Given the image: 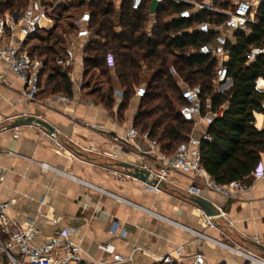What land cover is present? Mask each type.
<instances>
[{"label":"crops","instance_id":"0c3cea01","mask_svg":"<svg viewBox=\"0 0 264 264\" xmlns=\"http://www.w3.org/2000/svg\"><path fill=\"white\" fill-rule=\"evenodd\" d=\"M203 2L215 5L222 0ZM54 16L52 10L40 18L38 32L26 39L28 50L37 46L33 40L40 31L47 34L57 28ZM90 37L85 39V44ZM75 46L74 63L67 69L72 82V101L56 103L51 108L28 102L22 93V81L7 62L0 61V117L3 120L0 126V201L8 203V214L19 223L37 225L39 234L33 241L35 244L45 242L63 228L75 229L74 239L88 264L112 261L111 255L99 248L103 243L113 244L115 251L126 258L114 264H161L159 258L176 247L183 249L184 264L197 252L210 264H243V257L211 240H229L232 246L248 251L254 247L252 242L264 245V180L252 183L236 199L202 188L199 195L225 214L224 218H215L212 227L204 224L200 210L184 196L183 189L192 183L198 184L199 180L172 174L167 188L161 191L148 190L143 181L130 175L119 180L115 173H127L125 169L87 151L89 145L99 148L105 141L89 125H103L123 132L133 122L138 100L132 99L135 105L132 109L128 106L122 119L116 115L118 98L112 111L94 100L90 105L85 104L86 97L80 91L83 47ZM45 76L46 73L42 76L41 99L50 95L45 89ZM230 86L231 80L223 87L227 90ZM256 88L264 91L263 78L257 79ZM29 115L49 122L56 130V139L76 157L57 148L50 135L36 124L5 128L14 118ZM254 125L264 129L263 114H254ZM205 130L198 126L194 135L200 136ZM120 158L136 165L141 162L134 155ZM2 262L0 256V264Z\"/></svg>","mask_w":264,"mask_h":264},{"label":"trees","instance_id":"16d2710c","mask_svg":"<svg viewBox=\"0 0 264 264\" xmlns=\"http://www.w3.org/2000/svg\"><path fill=\"white\" fill-rule=\"evenodd\" d=\"M115 2H78V8L90 12L88 28L92 32L82 48V96L112 111L119 91L121 101L116 115L122 119L136 98L135 88L144 83L145 94L136 98L138 106L132 123L140 131H148L151 138H157L163 151L172 152L185 140V135L194 132L193 124L183 120L178 112L184 104L181 81L189 86L200 85L203 100L210 99L214 109L224 107L222 116L206 129L211 141L200 142L201 164L220 184L237 180L249 184L252 170L264 157V129L254 125V114L262 112L264 99V91L256 88L257 79H264V54L253 61L247 59L251 48H264V1L257 7L256 23L249 25V32L235 31L234 41L225 46L231 86L223 92L214 89L216 61L197 51L211 37L201 34L196 27L203 22H222L224 16L193 10L195 14L190 19H183L177 15L186 7L184 4L163 2L151 7L147 1L138 10H132L130 0H117V5ZM28 3L29 0H3L0 14L20 13ZM67 9L62 7V11ZM60 18H56L55 25ZM52 34L53 31L40 37L41 44L32 51L43 58L42 76L46 73L48 94L61 92L72 97L67 69L56 64L65 48L57 47L56 41L49 43ZM108 54L113 58L112 67L107 62ZM170 67H174L176 76L170 74Z\"/></svg>","mask_w":264,"mask_h":264},{"label":"built area","instance_id":"2783aa9c","mask_svg":"<svg viewBox=\"0 0 264 264\" xmlns=\"http://www.w3.org/2000/svg\"><path fill=\"white\" fill-rule=\"evenodd\" d=\"M147 1L150 2V6L163 2L184 4L186 7L180 10L177 15L183 19H190L195 14L193 10H207L225 17L222 22H203L196 27V30L201 34L211 37L210 41L202 44L197 51L216 61L214 89L223 92L225 90L223 86L230 80L225 65L229 59L225 46L229 42H233L235 31L249 32V25L256 23L257 7L264 0H222L223 4L227 2L228 5L221 7L195 0H130V6L132 10H138ZM53 8H55V4L49 5L42 0H29L26 8L18 14L8 12L0 14V61L7 62L9 69L22 81L24 98L28 102L44 108H51L56 103L66 104L72 101L71 97L61 92L50 94L43 99L39 97L44 89L41 79L44 61L42 57L26 48V39L35 35L40 28V18L52 11ZM89 21L90 12L87 9H84L75 20L76 26L83 27L79 32V36L84 37L80 47H84L85 39L90 37ZM75 47L74 44L69 43L63 55L56 58V64L64 69L71 68L75 60ZM259 54H264V48H251L247 55L248 61H253ZM107 62L109 66H113L111 54H108ZM169 71L172 76L177 75L174 67H170ZM67 74L70 77V73L67 72ZM181 83V96L184 104L178 110L180 116L183 120L193 124L194 131L198 126L207 129L214 119L222 116L224 107L214 109L210 99L203 100L200 85L189 86L182 81ZM145 90L144 83L137 86L135 97H142ZM115 98L121 99L119 91L116 92ZM84 103L90 105L92 99L86 97ZM261 110V114L264 115V99L261 101ZM37 117L41 118L40 116ZM2 121L0 117V126ZM89 127L100 133L105 141L103 147L95 148L89 145L87 151L110 162L121 161L120 156L124 155H134L140 158L141 162L137 165L149 171L148 181L143 182L148 190L161 191L163 188L160 182L167 184L172 174H182L189 176L192 180H199L198 184L192 183L185 187L183 189L185 194L199 195L202 188H207L226 198L236 199L252 183L264 180V157H262L250 174L251 181L249 184H245L241 180L232 181L228 184L216 182L201 164L200 142L202 140L211 141L206 130L200 136L194 135V132L185 135V140L181 141L172 152H166L162 150L157 138H151L148 131H140L133 123L126 127L123 132L98 124H91ZM1 129L2 127H0ZM49 135L51 142L57 148L66 150L71 156L76 157L67 149L65 144L56 139V135ZM43 166L49 167L47 164H43ZM115 174L119 180L129 177L128 173L116 172ZM152 179H156L157 182L153 183ZM95 189L104 192L101 188L95 187ZM200 215L205 219L204 224L210 227L214 226L215 218L225 217L221 210L214 218L207 217L201 210ZM113 229L115 230V228ZM38 234L39 229L34 222L22 224L14 220L8 214V203L0 201V256L3 258L1 264H88L81 255L80 245L74 239L75 229L63 228L45 242L35 244L33 241ZM211 241L219 245H226L216 240ZM228 247L227 249L243 257V264H264V256L262 255L238 246ZM99 248L112 257V261L103 260L99 264H114L126 259L115 251L114 245L111 243L100 244ZM184 260L182 247H176L159 258L161 264H184ZM186 264L210 263L206 261L201 252H197L190 257Z\"/></svg>","mask_w":264,"mask_h":264},{"label":"rangeland","instance_id":"374dc122","mask_svg":"<svg viewBox=\"0 0 264 264\" xmlns=\"http://www.w3.org/2000/svg\"><path fill=\"white\" fill-rule=\"evenodd\" d=\"M79 1L80 0H49V2H52V4H55V8L57 9V10L56 9L53 10L54 15H55L54 18L59 17V16L61 17L59 19V22L56 25H54L57 28H54V31H53L52 36L50 37L49 43L56 41V42H58L57 47L62 46L64 48L69 43H72L74 45H77L79 48L82 40L84 41V39H83L84 37L79 36V32L83 27L75 25V20L79 17V15L81 14V12L83 10V8L77 7ZM114 1L117 2V0H114ZM204 1H207V0H204ZM63 6H67L68 9L66 11H62ZM45 36H47L45 31H40V33L37 35L36 39L33 40V43L40 45L41 42L39 41V38L45 37ZM89 36H92L91 30H90ZM120 101H121V99H120ZM134 105H135V101L132 100L130 102L129 108L132 109V107ZM222 243H225L228 246L233 245V244H230L229 240H224ZM246 249H250V248H246ZM251 251H253L256 254L264 256V254L262 252H260L259 250H257L254 247L251 248Z\"/></svg>","mask_w":264,"mask_h":264},{"label":"water","instance_id":"95a60500","mask_svg":"<svg viewBox=\"0 0 264 264\" xmlns=\"http://www.w3.org/2000/svg\"><path fill=\"white\" fill-rule=\"evenodd\" d=\"M21 124H36L43 128L46 133L56 135L55 128L46 120L29 115V116H19L14 118L5 128H13ZM116 166L121 167L127 171V173L143 182L148 181L149 171L145 168H142L139 165L132 164L129 162L118 161L115 163ZM153 183H156V179L151 180ZM162 188H167V184L165 182H160ZM185 198H187L190 202L197 206L207 217H216L219 214V209L207 198L202 197L198 194H185ZM252 245L264 254V245L259 244L258 242H252Z\"/></svg>","mask_w":264,"mask_h":264}]
</instances>
